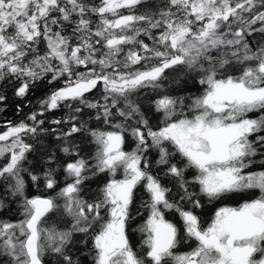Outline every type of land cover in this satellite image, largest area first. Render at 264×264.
<instances>
[{"label": "snow or ice", "instance_id": "1", "mask_svg": "<svg viewBox=\"0 0 264 264\" xmlns=\"http://www.w3.org/2000/svg\"><path fill=\"white\" fill-rule=\"evenodd\" d=\"M149 3L0 0V112L64 85L0 131V264H264V0Z\"/></svg>", "mask_w": 264, "mask_h": 264}, {"label": "trees", "instance_id": "2", "mask_svg": "<svg viewBox=\"0 0 264 264\" xmlns=\"http://www.w3.org/2000/svg\"><path fill=\"white\" fill-rule=\"evenodd\" d=\"M91 2H98V0H91ZM159 0H150L149 5L146 6H139L138 7V11H143L145 7H154L156 3H158ZM93 19L95 20L96 17H93ZM249 42L252 43L253 41H260L261 40V36L259 34H254L252 37H249ZM41 49H43V45H41ZM63 81H58L56 83H54L53 85H47L46 82L44 84L38 85L35 89H33V91L29 94V96L26 98V100L22 103L18 98L13 97L12 92H13V88L11 86L8 87L7 89V95L9 97L8 101H7V107L5 108V110L3 112H0V131L5 130V125L8 121H11L12 123H19L21 120H26L27 116L30 115L33 111H37L39 108V105L37 103V101L43 99L46 95H48L50 93V91L54 88H60L63 87ZM182 91L184 92H198L199 91V86L198 85H194L192 83H188L186 84ZM175 94V93H173ZM89 99H96L99 96L98 91L93 90L92 93L87 94ZM28 101H31V103L29 104ZM20 104L21 105V110L19 112H17L16 106ZM146 112L149 111V109L145 108L144 109ZM67 109L66 108H60L58 110H54L50 113H46L47 119L51 120V119H57L62 117L63 115H65L67 113ZM153 122H155V120L157 119L156 116L152 117ZM98 124V122H93L92 126L96 127ZM46 127H48L49 125H45ZM100 127H106L104 125H100ZM77 142H79V137L76 138ZM46 143L48 145H50V150L52 151H56L58 157L63 160L65 159V157L63 156L62 153L59 152V148H58V141L55 139V136L49 135L46 138ZM95 148L94 145L89 144L88 146H86L83 150V154L86 156H90L93 152H94ZM30 159H33V157L30 155L29 157ZM253 170H260L258 167L254 166ZM107 176L105 174H100L97 177H94L91 180H88L85 182V188L87 189H91L92 192H95L98 187L102 186V184L107 180ZM57 179L59 181V184L57 186V190L59 189V187L63 186L64 183V173L63 171H59L57 173ZM30 193H33L35 190L34 189H29ZM48 194H54L52 192H49ZM85 198H88L87 196ZM229 202V201H228ZM218 205H220V203L217 202H213V203H207L205 202V207L202 209L197 210L198 214L201 216V220L204 222V224L206 225L209 221L210 218L213 214V212L215 211V209L218 207ZM14 208V206H13ZM19 218L18 213L12 211L11 209H6L3 212H0V219L3 220H9V221H16ZM61 227L66 226L65 223H61L60 224ZM77 239H80L79 236L76 237ZM91 242L89 241V244ZM133 245L134 242L132 241Z\"/></svg>", "mask_w": 264, "mask_h": 264}, {"label": "flooded vegetation", "instance_id": "3", "mask_svg": "<svg viewBox=\"0 0 264 264\" xmlns=\"http://www.w3.org/2000/svg\"><path fill=\"white\" fill-rule=\"evenodd\" d=\"M151 157H152V159H155V153H152ZM188 176L189 177L191 176V171L188 172ZM162 183H164L166 186L173 187L172 182L170 180H168V179L162 180ZM138 192L140 194H143V189L142 188L138 189ZM239 199H240L239 197H233L232 199L219 202L220 205H218V207L219 206H224V205L235 206L239 202ZM137 203H139V197L137 199ZM142 212H143V215L137 217L136 223H141L146 218L147 212L144 211V210H142ZM167 218L172 220L173 222L177 223L178 226L181 223V221L179 220V217L175 213L168 214ZM140 239H141V237H140L139 233H136L135 235L132 236V241L134 242V246L137 248V250H139V248H140V243H139ZM187 250H188L187 248H181L180 249V251H187Z\"/></svg>", "mask_w": 264, "mask_h": 264}, {"label": "rangeland", "instance_id": "4", "mask_svg": "<svg viewBox=\"0 0 264 264\" xmlns=\"http://www.w3.org/2000/svg\"><path fill=\"white\" fill-rule=\"evenodd\" d=\"M134 147L133 142L129 139L125 144V150H131Z\"/></svg>", "mask_w": 264, "mask_h": 264}]
</instances>
